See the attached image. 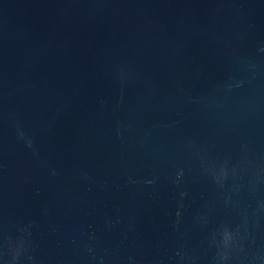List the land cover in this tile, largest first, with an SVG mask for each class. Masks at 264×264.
<instances>
[{"label": "water", "instance_id": "obj_1", "mask_svg": "<svg viewBox=\"0 0 264 264\" xmlns=\"http://www.w3.org/2000/svg\"><path fill=\"white\" fill-rule=\"evenodd\" d=\"M24 264H264V0H191Z\"/></svg>", "mask_w": 264, "mask_h": 264}]
</instances>
